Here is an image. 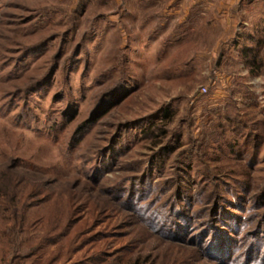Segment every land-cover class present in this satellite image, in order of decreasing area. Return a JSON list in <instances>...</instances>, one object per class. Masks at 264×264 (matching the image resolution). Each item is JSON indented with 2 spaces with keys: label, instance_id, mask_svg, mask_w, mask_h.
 I'll return each mask as SVG.
<instances>
[{
  "label": "rangeland",
  "instance_id": "1",
  "mask_svg": "<svg viewBox=\"0 0 264 264\" xmlns=\"http://www.w3.org/2000/svg\"><path fill=\"white\" fill-rule=\"evenodd\" d=\"M7 165L74 218L61 243L264 264V0H0Z\"/></svg>",
  "mask_w": 264,
  "mask_h": 264
},
{
  "label": "trees",
  "instance_id": "2",
  "mask_svg": "<svg viewBox=\"0 0 264 264\" xmlns=\"http://www.w3.org/2000/svg\"><path fill=\"white\" fill-rule=\"evenodd\" d=\"M226 55L219 51L218 56ZM31 179L16 165L0 169V264H122V260L109 261L110 253L102 251L99 238H85L78 246L71 238L61 243L72 233L74 218L63 220L65 211L58 218L41 214L40 207L52 189L47 192L46 181L40 184ZM102 235L108 237L109 233ZM53 245L57 246L52 249ZM87 245L94 249L88 248L83 257L73 256Z\"/></svg>",
  "mask_w": 264,
  "mask_h": 264
},
{
  "label": "built area",
  "instance_id": "3",
  "mask_svg": "<svg viewBox=\"0 0 264 264\" xmlns=\"http://www.w3.org/2000/svg\"><path fill=\"white\" fill-rule=\"evenodd\" d=\"M219 80L217 81L216 78H213L208 84L202 87V91L204 93H210L213 89H216L219 86Z\"/></svg>",
  "mask_w": 264,
  "mask_h": 264
},
{
  "label": "crops",
  "instance_id": "4",
  "mask_svg": "<svg viewBox=\"0 0 264 264\" xmlns=\"http://www.w3.org/2000/svg\"><path fill=\"white\" fill-rule=\"evenodd\" d=\"M234 1H235V0H232V1H231V0H229V3H232V2H234Z\"/></svg>",
  "mask_w": 264,
  "mask_h": 264
}]
</instances>
